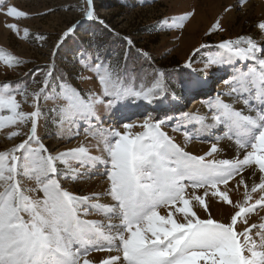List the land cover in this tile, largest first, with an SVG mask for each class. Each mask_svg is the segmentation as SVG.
Here are the masks:
<instances>
[{"label": "snow or ice", "instance_id": "6c2138e0", "mask_svg": "<svg viewBox=\"0 0 264 264\" xmlns=\"http://www.w3.org/2000/svg\"><path fill=\"white\" fill-rule=\"evenodd\" d=\"M85 3L81 17L65 24L57 34L52 55L81 31L88 35L89 46H95L98 53L91 67L103 86L99 93L86 96L71 84L67 72H59L57 79L54 64L51 71H44L46 65L30 69L32 83L37 82L38 73L42 74L40 87L32 89L31 94L30 85L23 81L0 86V111L11 113L0 115V128L19 127L17 121L28 126L26 139L0 152V264H81L82 257L83 264H264V222L243 227L257 207L264 210V194L254 201L252 197L258 190L264 193V15L253 25L258 37L246 35L225 39L218 45H202L226 53L209 56L204 69H194L191 59L183 64L185 71L179 73L177 86L185 96L208 83L206 76L195 74L197 71L206 73L213 66L236 68L222 81L227 91L207 99L206 115L180 113L183 121L195 119L202 129L222 133L215 135L209 150L194 154L187 150L192 136L187 134L186 125L171 115L181 97L163 79L165 73L158 72L160 78L147 91L119 86L121 75L128 81L132 73L121 74L117 68L113 79L106 67L109 62L99 54L103 45L95 44L93 25L102 26L112 36L120 34L99 17L94 0ZM252 7L251 0H235L224 6L214 29L226 32L223 21L228 16L233 12L248 15ZM0 13L18 21L6 25L15 37L47 41L45 34L30 33L27 25L21 31L19 22L29 18L28 12L2 4ZM193 15V11L181 15L178 27L182 29L183 22ZM123 39L135 48L131 38ZM175 39H180V34ZM136 53L153 63L150 51L136 48ZM0 61L12 70L28 62L3 54ZM75 78L79 79V74ZM53 83L58 106L46 113L40 101L47 102ZM29 95L34 110L24 112L17 96L26 103ZM249 96L260 101L258 110ZM241 102L245 107L235 108ZM97 104L105 106L104 116L98 114ZM48 113L57 114L70 133L69 139L79 136L83 125L84 135L95 137L101 155L90 154L84 146L49 152L38 135L40 118H47ZM173 120L185 130L184 142L178 143L164 130ZM136 127L142 131L133 135L131 130ZM10 135L21 133L12 131ZM221 139H234V145L222 147ZM230 147L232 158H220ZM70 160L78 167L70 165ZM58 162L67 167H59ZM93 169L104 177L102 192L75 195L64 186L92 178ZM257 171L259 183L254 179ZM26 180L33 181L34 186L27 187ZM233 180L231 189L221 190V185ZM240 186L244 197L234 201L229 191ZM101 198L107 199L101 203ZM218 202H223L220 208L230 206L224 218L216 217L209 207ZM90 210L103 219H85ZM238 223L241 231H237ZM93 250L109 255L87 259Z\"/></svg>", "mask_w": 264, "mask_h": 264}, {"label": "rangeland", "instance_id": "374dc122", "mask_svg": "<svg viewBox=\"0 0 264 264\" xmlns=\"http://www.w3.org/2000/svg\"><path fill=\"white\" fill-rule=\"evenodd\" d=\"M112 1L113 0H94L97 14L100 18L108 21L107 23H109L115 31L132 37L137 46L141 48L144 46L149 47L150 53L154 57L153 64L158 66L157 73L163 72L162 68L169 71L168 75L170 82L177 95L181 97L180 103L175 106L171 115L176 116L179 121L183 122L186 125L187 134L192 136L191 141L187 144V150L192 151L194 154H203L209 150L210 143L213 141L215 135H222V133H220L218 129L215 131L213 130L212 134L204 140V144L207 146L205 148L198 146L200 142H204L198 138L203 136L204 130L199 125L198 120L194 119L191 122L183 121V117L180 113L187 111L194 116L206 115L208 113L206 104L207 99L211 98L214 93L227 91V85L222 81L227 79L232 72H235L236 68L213 66L209 67L206 73L197 71L195 74L199 76L203 74L201 77L206 76L208 83L202 89L187 96H185L183 90L177 86L179 73L185 71L182 66L185 61L189 59L194 61L193 68L200 70L204 69L205 62L209 56L226 55L224 50L213 47L202 48V45H218L225 39L235 40L240 36L246 35L258 37V32L254 29L253 25L259 17L264 15V9L260 7V4H264V0H251L253 7L249 10L248 15L233 12L228 16L223 21L224 25L227 27L226 32L216 31L214 25L223 12L224 6L234 4L235 0H148L141 2V4L137 6H128L124 9L112 6ZM2 4L15 5L29 13V18L19 22L21 31L23 27L27 25L29 26L30 33L34 32L37 35L45 34L48 39L44 42L38 40H21L15 37L13 32L9 30L6 25L18 21L0 13V54L6 57L9 55L17 56L28 61L24 65L15 68V70L6 68L3 61H0V86L5 82L23 81L30 85L28 92L31 94L32 89L40 87L39 81L42 79V74L38 73L35 76L37 82L32 83L33 73L30 69L35 70L37 67L46 65L47 67L44 68V71H51L53 70L52 65L54 64L55 71L60 70L79 74L81 79L79 83L84 93L88 94V96H94L102 90L103 86L99 83L98 74L91 67L94 62L89 63L86 60L77 62L73 56L62 49L63 45L60 46L59 51L54 57L52 55L57 34L61 32L65 24L81 17L82 9L87 7L85 0H0V5ZM165 5L167 6L165 7ZM50 10H55V12ZM187 11H193L194 15L183 22L184 26L181 29L178 27L179 17ZM161 20L162 22L159 24L161 26L158 25L157 27L159 28L155 30L154 33H150V27ZM143 27H145V29L141 31ZM80 34L88 37L83 31H81ZM177 34H180V39H175ZM197 48L201 49L198 53L195 52ZM61 53H64L68 60H63L64 58H62ZM240 67L243 68V65H240ZM159 78L160 77L157 75V79ZM163 79L166 80L165 77H163ZM143 82L144 80H139L137 83L130 84L127 87H132L137 91L138 87H140ZM10 86L13 85L10 83ZM153 86L146 88L144 91L153 88ZM50 94L51 93H49L47 102L43 100L40 101L46 113L48 109L58 106V101L54 99L55 95ZM248 98L252 100L253 107L258 110L260 101L253 100L252 96ZM17 99L21 101L20 110L24 112L34 110L31 95H29V99L26 103L23 102L24 98L22 96H17ZM224 99L230 100V97L225 96ZM244 107L242 102L235 104V108L237 109H242ZM97 112L101 116H104L105 106L97 104ZM10 114L11 113L6 110L0 111V115ZM17 124L19 127L8 125L4 128H0V152L9 151L15 145L22 142L23 139L27 138L24 133L28 130V126L20 124L19 121H17ZM173 125L176 126V131H173ZM164 130L167 131L170 136H173L178 143L184 142L186 139L185 130L180 128L176 120L171 121ZM12 131H18L21 135L11 137L10 134ZM139 131H142L139 127L131 130L133 135ZM38 135L41 137L42 142L46 145L49 152H52L53 149H56L57 152H61L70 148L84 146L89 148L90 154L101 155L96 147L97 141L95 137L93 135H88L87 137L84 135L83 125H81L79 136L69 139L70 133L68 129L62 126L61 121L57 118V114L54 113H48L47 118L44 116L40 118ZM219 143L222 147L224 145H234V139L231 142L221 139ZM190 144L193 145V147H191ZM33 146L38 147L37 145ZM232 153L230 147L229 150L221 154L220 158H230L233 156L231 155ZM69 164L73 167H78L75 161L70 160ZM58 166L67 167L60 162H58ZM97 168H99L100 171L103 170L99 165H97ZM96 171L97 169L92 170L94 174L90 179L74 181L64 186L75 195H91L92 193L102 192L105 187L104 177L95 174ZM236 179H239V177ZM234 183L235 180L230 181L227 186L221 185V190H225L226 187L231 189ZM24 184L29 188L34 186L31 180L24 181ZM262 194L264 193H260L259 190L257 193H253V201L258 199ZM229 197L234 201L236 199H243V186H240L239 189L229 191ZM105 200L106 198H101L100 202L104 203ZM220 203L223 202H218L215 207L210 203L209 207L216 217L224 218L228 215L230 206L225 205L224 208H220ZM249 203H252V201ZM162 211L161 214H163ZM84 218L100 221L103 219V216L90 210V215ZM262 218H264V210L257 207L256 212L250 214L248 224L243 227H250L252 224L264 222ZM241 230L242 226L238 223L237 231ZM252 232L254 234L255 229H252ZM108 255L107 252L93 250L86 258L89 260L105 259ZM83 259L84 257L81 258V263H83Z\"/></svg>", "mask_w": 264, "mask_h": 264}, {"label": "trees", "instance_id": "16d2710c", "mask_svg": "<svg viewBox=\"0 0 264 264\" xmlns=\"http://www.w3.org/2000/svg\"><path fill=\"white\" fill-rule=\"evenodd\" d=\"M145 1H148V0H113L112 6H117L119 8L124 9L128 6H137L141 4V2H145ZM161 22L162 20L152 25V27H150L149 29V32L154 33V31L159 28L157 26L161 24ZM93 28L96 30L95 44L103 45L99 54L101 55L102 59L107 60L109 62L106 65V67L108 69L109 74L113 76V79H115L114 70L117 68L121 74L124 72L132 73V79L128 81L124 80L123 75H121V82L119 86L127 87L130 84L137 83L139 80H144L143 84L140 87H138L137 91H140L141 89L145 90L146 88H150L151 85L157 79L158 66L154 65L153 63L150 64L149 62L145 61L143 58H141L136 53V48L143 49L145 51H150L149 47L144 46L141 48L137 46V44H135V41L133 40L132 37L126 34H122L120 32H118L120 34L118 37L112 36L108 34L107 31L103 29L102 26L98 24L93 25ZM143 29H145V27H143L141 31ZM123 37L131 38V40L135 44V48H130L129 45L126 43V41L123 39ZM89 39H90L89 36L86 37L85 35H82L79 33L78 35L67 40V42L63 44L62 49H64L66 53H69L71 56H73L77 62H79L80 60H86L89 63H92V62L95 63L94 57L95 55L98 54L97 48L95 46L93 47L89 46V43H88ZM61 56L62 58H64L63 60L65 61L68 60L64 53H61ZM81 57H84V58L81 59ZM152 60L154 62L153 55H152ZM162 69H163V72L165 73L164 75V77L166 78L165 81L171 87H173L169 79V75H168L169 71L165 68H162ZM59 72L61 71L60 70L55 71V73L57 74V79H59V75H58ZM67 73L69 74L71 84L75 86L77 89H79L83 94L88 96V94L84 93L79 83L81 79L75 78L77 74H73L71 72H67ZM201 76H203V74ZM50 87H51V91L49 93H51L52 95H55L57 92L55 84L54 83L51 84Z\"/></svg>", "mask_w": 264, "mask_h": 264}, {"label": "bare ground", "instance_id": "6f19581e", "mask_svg": "<svg viewBox=\"0 0 264 264\" xmlns=\"http://www.w3.org/2000/svg\"><path fill=\"white\" fill-rule=\"evenodd\" d=\"M263 3V2H262ZM261 6V8L262 9H264V4H260ZM155 85V84H154ZM154 87V86H153ZM197 101V100H196ZM196 101H195V103H196ZM204 130V129H203ZM212 131L213 130H208V131H206V130H204L203 131V136H200V137H198L199 138V140H201V141H204L205 139H207L211 134H212ZM215 131V130H214ZM201 132V131H200ZM215 134V133H214ZM205 143V141L204 142H200V144L198 145V146H201V147H206L207 145H205L204 144ZM195 144H197V143H195ZM191 145V144H190ZM191 147H193V145H191ZM231 155H233V153L231 154ZM230 155V156H231ZM229 156V155H228ZM228 158V157H227ZM230 158H232V157H230ZM258 176H259V173H258V171H257V176L256 177H254V179H256V181L257 182H259V179H258ZM102 184V183H101ZM101 187H103V186H101ZM107 199V198H106ZM162 211V210H161ZM163 212V211H162ZM81 264H83V263H81Z\"/></svg>", "mask_w": 264, "mask_h": 264}]
</instances>
